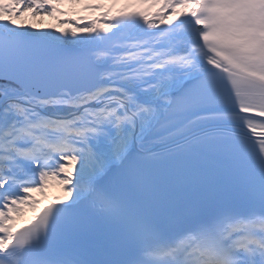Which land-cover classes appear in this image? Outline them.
I'll return each instance as SVG.
<instances>
[{
	"label": "snow or ice",
	"instance_id": "obj_1",
	"mask_svg": "<svg viewBox=\"0 0 264 264\" xmlns=\"http://www.w3.org/2000/svg\"><path fill=\"white\" fill-rule=\"evenodd\" d=\"M0 264H264V0H0Z\"/></svg>",
	"mask_w": 264,
	"mask_h": 264
}]
</instances>
